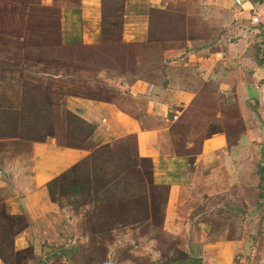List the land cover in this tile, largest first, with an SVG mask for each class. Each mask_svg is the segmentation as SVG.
Returning a JSON list of instances; mask_svg holds the SVG:
<instances>
[{"label":"rangeland","instance_id":"374dc122","mask_svg":"<svg viewBox=\"0 0 264 264\" xmlns=\"http://www.w3.org/2000/svg\"><path fill=\"white\" fill-rule=\"evenodd\" d=\"M15 1L0 0V139H2L0 146L9 144L4 138L17 134H19L17 137L24 138V141L38 140L39 143L45 144L49 135L54 132L52 121L56 119L60 121L54 108L56 102L53 100V94H56L55 98L66 106L67 103L62 102L63 92L65 95L89 98L91 94L103 93V88L95 84L101 83L97 81L99 72L95 74V79L85 76L89 71L86 70L89 68V61L93 57L91 55L88 57L90 53L83 49V46L78 45V49L75 50L67 45L62 48L64 40H61L60 32L57 33V30L49 32L51 25L35 31L36 22L33 19L36 16L35 9L16 6ZM241 1L243 0H235L237 9L231 8L229 10L231 12L228 13L224 11L222 20H226V24L223 25L222 22L221 26H218L220 24L205 26L202 35L210 37L208 41L213 42L214 36L225 30L224 43L232 42L231 37L235 36L236 40L243 44L241 47L244 48L247 57L251 54L252 61L255 59L259 62L264 60V4L246 7ZM113 8L112 5L109 6V10ZM57 10L60 12L61 9ZM213 14L217 17L222 15L215 11ZM43 15L48 19L49 14ZM25 19H28L26 25L23 22L22 26L19 22L18 27L14 25L15 21ZM232 21L235 24H232ZM61 23L65 24L64 21ZM232 26L236 27V33L232 32L230 35L227 28L233 30ZM237 27L248 32L245 33V38L241 36L242 31L240 36L237 35L239 31ZM32 28L34 34L26 35ZM65 32L68 39L64 42H70L67 27ZM127 46L129 50L126 55L124 51L119 50L121 48L118 49L122 57L119 59L120 62L114 61V71L135 73L137 70L136 64H130L136 56L135 45ZM112 50H115L114 47ZM85 54L86 56H83ZM93 54L100 55L95 50ZM76 56L82 63L74 61L78 59ZM93 67L94 69L98 67L99 70L104 66L99 64ZM101 75L107 82L122 79L115 74L114 77ZM224 94L226 95L222 96L223 101L220 100L222 105L216 103L215 99L214 103L210 98L205 100L202 107L207 106L208 110L203 112L202 126L188 130L180 128V134L185 136L186 132L193 133L190 136H193L191 140L196 145L201 139L204 126L206 135L225 131L235 139L237 136L232 126L234 122L243 127L244 122L239 121L242 110L237 108L231 100L232 96L227 95V91ZM150 104L159 111L165 113L169 111L168 103L162 104L158 100L155 103L150 98L147 100L148 108ZM218 105L222 106L220 110L224 125L225 121H228V114L235 117L232 118L233 122L226 123L224 130L217 124L218 121L213 119L215 112L212 111L217 109ZM251 105L253 108L258 104L253 102ZM252 108H250L252 114L257 115ZM67 109L63 108L61 122L72 125L68 127V134L84 142L85 134L88 133L82 130L84 133L82 135L81 130L73 123L75 120L80 126L82 120ZM61 110L62 108H59V111ZM244 112L245 124L250 130L251 124L255 121L252 120L254 116H250L249 107L245 106ZM135 114L133 112L130 115L131 120L137 117ZM175 114L174 118L178 116V113ZM236 124L234 128L238 127ZM102 130L104 131L103 127ZM172 130L175 132L174 127ZM5 131L9 132L10 136H4L2 133ZM259 132L257 131V134ZM257 134L251 136L252 140L249 143L252 146L247 148L251 150L250 152L243 149V156L238 162L235 163L234 160V165L232 161L228 162L232 166L227 165L229 169L226 174L229 177L216 175L215 172L214 177L209 178L210 184H214L211 190L204 193L203 198H200L202 194L195 191L197 190L195 185L188 183H183L184 188H174L171 195L174 196L172 197L174 201L165 196L167 187L175 179L174 175L166 171L160 174L158 167L153 169L150 162H139L134 151L136 137L133 135L121 138L113 145L108 144L102 151H93L79 163L80 165H75L62 175L44 181L43 188L38 187V191L42 190L47 197L49 196L51 208L55 204L63 208L58 215L53 216L51 213L43 215V218L27 215L25 223L23 216L22 219L15 217L14 221L7 218L6 224L5 222L0 224V230L4 231L6 239L1 241L4 244L2 248L0 247V264H80L76 260H80L81 264H175L172 261L176 264H214L219 256L230 264H264V197L261 195L264 193V184L260 179V170L264 167L262 139L264 136L257 137ZM56 144L57 147L66 146L58 141ZM242 146H245L243 141ZM26 148V153L31 151L30 154H33L35 151H32L30 146ZM190 148L195 152L192 147ZM38 154L39 159L44 162L51 161L53 164L63 162L61 158L56 157L53 150L49 152L48 148L47 151H39ZM234 155L229 154L227 161L236 156ZM233 166H238V170L235 171L239 176H242L240 172L248 171L249 177L246 181L242 180L239 183L238 178L229 180L234 175L230 172ZM206 170L209 171L211 168ZM200 171L203 170L200 169L198 173L192 171L189 173L186 170L185 180H190L193 173L194 179L199 180L202 176ZM13 181L12 178L7 182L9 186ZM17 181L19 184L20 181L24 182L25 189L32 194L33 183L29 184L28 180L21 176ZM1 198L4 200L3 196ZM3 207L1 204L0 219L5 215ZM166 219L169 220L166 222ZM7 225L9 228H5ZM23 228L25 232L29 231L32 234L31 238L22 240L27 247L20 249L22 245L19 240L17 245L20 251L15 252L17 248L15 244L13 248L11 244L13 240L8 247V250L12 251L11 254L4 251L5 242L14 238L16 234L18 237L24 232L21 231ZM37 229L40 230V235ZM32 237L37 239V242ZM217 241L220 242L219 245L209 246ZM199 242L205 245L204 248L198 244ZM108 248L113 249L112 255L109 251L107 256Z\"/></svg>","mask_w":264,"mask_h":264},{"label":"crops","instance_id":"0c3cea01","mask_svg":"<svg viewBox=\"0 0 264 264\" xmlns=\"http://www.w3.org/2000/svg\"><path fill=\"white\" fill-rule=\"evenodd\" d=\"M15 2H17L16 6L35 9L36 16L33 18L36 22L35 31L51 25L49 32L57 30V33L60 32L61 40L65 41L68 39L65 35V27H67L70 42L63 41L61 47L65 48L67 45L75 50L80 45L90 53L89 55L87 53L88 57L91 55L93 58L88 59L90 64L86 70L89 71L85 76L95 79V74L99 72L97 81L101 83L95 84L103 88V93L91 94L87 98L65 95L63 92L62 102L67 103L66 106L60 103L57 97L55 98L56 94H53V100L56 102L54 108L57 110L56 115H59L60 121L57 119L52 121L54 132L49 135L45 144L39 143L38 140L24 141V138L17 137L19 134L12 136L15 138H4L9 144L0 146V199H2L1 196L4 197V200H0V205L3 204L5 210L0 224H4L7 218L14 221L15 217L22 219L23 216L25 223L27 215L42 218L43 215L51 213L53 216L58 215L63 208L55 204L52 206L55 209H52L49 196L47 197L42 190L38 191V187L43 188L44 181L62 175L64 171L75 165H80L79 163L90 156L93 151H102L108 144L113 145L126 136L136 137L134 151L139 162H150L153 169L158 167L160 174L166 171L174 175L175 179L167 187L168 189L166 188L167 194L165 195L171 200L174 197L171 196L174 188L182 187L183 183L195 185L197 188L195 191L202 194L200 198H203L204 193L211 190L214 184H210L211 179L209 178L211 176L213 178L215 172L216 175L226 176L228 166L232 167L228 162L232 161L234 165L239 161L238 159L242 158L243 149L246 152L251 151L247 149L251 145L249 143L252 140L251 136H256L257 131L261 132L257 134V137L264 136V60L257 62L254 59L252 61L253 55L251 54L247 57L243 51L244 48L241 47V41L236 40L235 36L231 37L232 42L224 43L225 30L218 32L212 39L213 42L208 41L210 37L202 35L205 26L227 23L226 20H222L224 11L228 13L231 8L237 9L235 0H17ZM241 2L246 7H257L264 4V0L258 2L243 0ZM111 5L112 8L114 7L113 10H109ZM115 7L118 8L115 9ZM58 8L61 9L60 12ZM213 11L222 15L217 17ZM44 13L49 14L48 19L43 15ZM62 21L65 24H62ZM18 22L21 26L22 22L26 25L28 19L15 21L14 25L17 27ZM233 22L231 23L235 24ZM232 28L233 30L227 28L230 35L232 32L236 33V27L232 26ZM34 30L32 28L31 31H27L26 35L32 36ZM237 30H239L238 36L242 31L241 36L246 37L245 33H248L246 30H241L240 27H237ZM128 44L135 45L136 56L130 64H136L137 70L135 73L114 71V61L120 62L119 59L122 57L118 49L121 48L119 50L124 51L126 55L129 50ZM113 47L115 50H112ZM94 50L100 55L93 54ZM74 61L82 63L79 58ZM99 64L104 67H100L99 70L98 67L94 69L93 65ZM100 73L105 77H114L115 74L118 77L121 76L122 79L107 82ZM225 91L228 92L227 95L232 96L231 100L237 108L242 110L239 121L244 122H241L243 127L234 123L232 119L234 116L228 114L227 119L233 122L232 129L237 136L235 139H232L225 131L206 135L204 133L206 127L203 126L201 139L198 144L194 145L191 140L193 136H190L193 133L186 132L187 135L183 136L180 134V128L188 130L194 129L195 126H202L203 112L208 110L207 106L202 107L203 103L210 98L213 103L215 99L216 103L222 105L220 100L226 95ZM150 98L155 103L158 100L162 104H170L169 111L166 113L159 111L151 104L148 108L147 100ZM251 102L258 105L252 108ZM220 105L212 112H215L213 119L217 120V124L223 128L228 121L225 119L224 125ZM245 106L249 107L251 117L253 112L250 108L257 112V115H253L252 120L255 121L251 124L250 130L245 124ZM65 107L70 113L79 117L84 124L92 126V131L86 136L84 142L71 137L68 134L70 124L66 125L61 122L60 117ZM59 108L62 110L59 111ZM133 112L136 113L137 119L131 120L130 115ZM175 113H178L176 118H174ZM73 123L82 133V123L80 126L77 122ZM235 124L237 128H234ZM173 127L175 132L172 130ZM2 134L10 136V133L6 131ZM57 141L66 146L57 147ZM242 141L245 142V146H242ZM29 146L32 151L35 150L33 154H30L31 151L26 153V147L29 148ZM47 148L49 152L53 150L56 157L61 158L63 162L53 164L50 163L51 161L40 160L39 151H47ZM231 153H234L237 159L233 157L227 161V156ZM234 160H236L235 163H233ZM238 166H233L230 170L234 175L229 180L238 178V182L241 183L242 180H247L249 174L248 171L246 173L242 171L239 173L242 176H239L236 172ZM206 168H211V170L207 171ZM200 169L203 170L200 171L202 176L199 180H195L193 174L198 173ZM186 170L194 172L190 180H185ZM20 176L27 179L29 184L33 183L32 194L27 192L23 185L24 182L18 183ZM12 178L14 181L11 187L7 182ZM168 220L166 219V222ZM24 228L21 231H24ZM30 229L32 230V227ZM37 231L40 235V230L37 229ZM3 233L4 231L0 230L1 248L4 244L1 241L6 240ZM17 235L5 242L6 250L4 251L11 254L12 251L8 250V247L9 242L13 240L12 246L15 244L17 248L15 252L27 247L24 245L25 241L22 240L31 238L32 234L24 231L18 237ZM19 240L21 248L17 245ZM34 240L37 242V239ZM198 244L202 248L205 246L200 242ZM219 244L220 242L217 241L209 246L214 247ZM112 250L108 248L107 256L109 251L112 255ZM220 258L222 257L219 256L214 264H230L226 259ZM76 262L81 264L80 260Z\"/></svg>","mask_w":264,"mask_h":264},{"label":"trees","instance_id":"16d2710c","mask_svg":"<svg viewBox=\"0 0 264 264\" xmlns=\"http://www.w3.org/2000/svg\"><path fill=\"white\" fill-rule=\"evenodd\" d=\"M251 1H254V2H258V1H260V0H251ZM75 117V116H74ZM77 118H79V117H77ZM80 119V118H79ZM73 122H76L75 120L73 121ZM83 121H81V123H82ZM82 130H84L85 132H87L88 134H90V132L92 131V126L90 125V124H84V122H83V124H82ZM88 134H85V136H87ZM82 135H84V133L82 132ZM136 155V154H135ZM260 174H261V183H263L264 184V167H262L261 168V170H260ZM263 197H264V193H262L261 194ZM233 210V209H232ZM11 242H9V245H11L10 244ZM197 244V243H196ZM198 246V245H197ZM199 247V246H198ZM197 249H199V248H197ZM196 258V257H195ZM173 263H175L176 264V262H174V261H172Z\"/></svg>","mask_w":264,"mask_h":264}]
</instances>
